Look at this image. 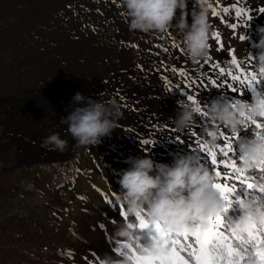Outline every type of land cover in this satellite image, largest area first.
<instances>
[{
	"label": "rangeland",
	"instance_id": "1",
	"mask_svg": "<svg viewBox=\"0 0 264 264\" xmlns=\"http://www.w3.org/2000/svg\"><path fill=\"white\" fill-rule=\"evenodd\" d=\"M206 2L209 19L218 23L219 0ZM201 3L187 0L189 23ZM116 5L114 0H0V172L10 174L0 179L13 187L11 194L0 198V264H92L93 253L102 262L116 256L117 241L127 239L116 235L118 228L138 223L137 212L129 213L117 183L128 168L123 155L110 151L103 141L76 147L69 133L61 136L68 141L65 152L50 151L41 147L42 141L28 136L12 114L29 102L40 107L38 98L54 89H65L69 95L89 89L63 74L73 67L70 59L61 61L59 52L76 35L104 31L109 14L126 12L122 0L120 7ZM179 19L178 10L172 26L153 33L164 35L166 45L182 49L183 34L175 26ZM209 31V39L220 47L212 37L218 33L216 25H210ZM41 88L45 92L38 93ZM129 132L126 143L150 150L157 147L142 144L146 137ZM147 204L137 211L150 220ZM130 230L133 237L137 230ZM138 231L150 239V228Z\"/></svg>",
	"mask_w": 264,
	"mask_h": 264
},
{
	"label": "bare ground",
	"instance_id": "2",
	"mask_svg": "<svg viewBox=\"0 0 264 264\" xmlns=\"http://www.w3.org/2000/svg\"><path fill=\"white\" fill-rule=\"evenodd\" d=\"M261 7H264V0H219L218 23L213 18L209 19V23L210 25H216L219 40L224 44V50H221L215 41L209 39L211 47L208 48L207 55L195 60L190 57L185 45L182 49L166 45L165 43L168 42L163 39L164 35L160 33L130 31L128 27L129 18L126 12L118 14V11L109 14L107 26L100 34L88 35L87 33L78 36V38L76 35V38H70L68 45L60 49L61 61L68 58L71 60L68 61L70 62L69 65L73 67L70 70H64L63 74L68 73L70 79L74 78V83L89 86V89L86 88L80 92L83 96L105 102L111 100L118 102L123 113L122 118L119 120V126L113 131L109 140L102 138V141L104 145L111 149H109L110 151L115 149V151H118L116 154L124 156L123 160L128 161V163H124L126 167L130 166V157H144L146 155L155 161L156 171L164 174L167 167L173 165L174 158L177 155L191 154L198 166L207 168L210 171L214 178L213 182H218L210 158L204 161L202 151L195 150L198 147L197 145L193 144L191 145L193 150H187L188 146L178 143L176 138L187 140L185 133H191L195 130L200 134L201 142L218 151L215 148L216 144L220 143L222 145L224 143L223 137H220L219 133L221 131H224L226 135L232 133V128L225 125L224 122L212 119L210 102L213 99H219L230 105L233 98L238 94L231 93V90L227 88V84L232 83L238 88L241 86L238 82L231 81L229 77L228 80H223V78L218 80V83L224 85L223 88L208 87V82L216 78L215 72L218 71V69L213 70L211 65L214 62H219L226 72L232 70L234 74H239V70L230 62L231 55L234 54L238 61L245 62L249 70L254 67L259 78L264 80V74H259V68L264 66L258 62L251 46L252 41L257 39V27L264 25V15L258 11ZM225 8L229 11L225 12ZM124 11H126L125 8ZM237 11H241L243 15L237 17L235 15ZM249 15L253 16L252 21L248 20ZM232 24H235L236 27H231ZM249 25L251 26L249 27ZM173 35L177 34L174 33ZM242 35L245 36V40L239 39ZM175 39L179 45L182 44L179 38L175 37ZM70 43H72L71 46ZM166 48L167 51H165ZM183 74H187V77L197 81L196 88L199 91L193 92L194 96H198L200 100L208 101L207 105L203 107V111L212 120L210 128H201L196 124V120L199 119V114L196 113L190 125L183 130L178 129L175 121L171 119V117H175L180 107L185 105L194 107L185 98L184 88L180 87V85L186 86L188 83L186 76ZM201 81L204 82V87L200 86ZM58 91V89H54L48 95L44 94L41 98H38L40 107L29 102L19 112L15 108L13 113L10 111L18 120L17 125H20L24 131L29 133L28 136L32 139L42 141L52 133H59L60 136L68 134L67 125L61 123V118L67 116L77 105L73 103L72 98L74 95H69V92L65 89L61 92ZM261 91H264V89H261ZM43 92L45 91L43 90ZM43 92L42 88L38 91V93ZM260 95V92H253L245 99L252 104H256ZM244 111H247V109H244ZM258 120H264V118L258 117ZM129 125H131V128H128ZM241 127L240 124L237 130ZM130 129L135 131L138 136L146 137L151 142L155 141L157 146L155 150L146 152L144 151L145 148L126 143L125 135L130 133ZM209 131L217 133L216 140L207 137ZM252 139H255L252 129H241L239 139L233 141L234 153L230 154L229 159L233 155L238 159V156L248 150ZM150 145L152 144L150 143ZM161 149L167 150V152H163ZM238 166L240 165L238 164ZM254 171L255 175L251 176L249 182L259 185L264 181L261 180V174L258 170H247L248 173ZM219 182H222V180ZM236 184L237 191L244 192L241 199L251 206H258L261 194L258 191L253 192L247 189L246 185H240L238 181ZM222 201L225 206V201L223 199ZM240 214L239 208L234 207L228 215L232 219H237ZM113 258H116V256Z\"/></svg>",
	"mask_w": 264,
	"mask_h": 264
},
{
	"label": "snow or ice",
	"instance_id": "3",
	"mask_svg": "<svg viewBox=\"0 0 264 264\" xmlns=\"http://www.w3.org/2000/svg\"><path fill=\"white\" fill-rule=\"evenodd\" d=\"M119 6V0H114ZM204 2V0H201ZM225 12L229 9L225 8ZM259 13L264 15V7L258 9ZM216 15L215 11L212 13ZM237 17L243 15L241 11L235 13ZM253 16L249 15L248 20L252 21ZM251 25H249L250 27ZM235 28L236 25L232 24ZM213 37L219 43L220 49L224 50V44L219 40V33L214 32ZM240 40H245V36H240ZM211 45H209V48ZM168 49L166 48L165 51ZM231 64L239 70V74H234L232 70L225 71L219 62L212 63L216 78L208 82V87L223 88L222 83H218L220 78L238 82L241 87H236L232 83L227 84V88L231 93L238 94L233 98V102L229 105L234 111H237L242 117V127L232 128V133L226 135L224 131L219 133L223 137L224 143H217L214 150L207 144L201 142L200 134L193 130L191 133H185L187 140L177 137V142L187 145V150H193L191 145L198 147L195 150L202 151L204 161L210 158V163L214 166L215 177L218 182H212V189L215 190L221 199L225 201L222 210L207 217L200 216L190 222H186L175 228L165 224L155 218L145 219L141 212L137 211L136 219L138 223H128L130 229H136L133 237H126L124 242L117 241V246L113 248L116 258L105 257L100 262L96 254L93 253L92 264H264V182L259 185L249 182L255 171L248 173V169L258 170L261 174L260 178L264 181V156L258 161H254L252 166L245 165V158L250 153L244 152L242 155H235L229 159L230 154L234 153L233 141L239 139L241 129H252L255 134L256 143L264 148V80L259 78L256 69L251 70L245 65V62L238 61L236 55H231ZM259 74H264V67L259 68ZM187 85H180L184 88L185 98L194 105V111L199 114L196 124L201 128L211 127L212 120L203 111V107L208 101L200 100L198 96H194L193 92L199 91L196 88L197 81L191 77H187ZM200 86L204 87V82H200ZM253 92H260L256 104H252L245 97ZM260 111L257 113L256 109ZM247 109V111H240ZM214 119V118H212ZM225 125H227L224 122ZM207 137L213 140L217 139V133L209 131ZM144 145L150 143L155 146V141L150 142L146 138L141 141ZM144 151H150L145 148ZM219 157V162H218ZM238 164L240 166H238ZM222 166V167H221ZM222 182H219L221 181ZM246 185L247 189L253 192L258 191V206H249L241 197L244 192L237 191V184ZM149 202L147 207H150ZM234 207L240 210V216L237 219L229 217V211ZM122 215L126 213L122 212ZM246 216L249 223L242 230L236 228L237 222L241 217ZM103 227V226H102ZM151 229L150 239L145 240L138 230Z\"/></svg>",
	"mask_w": 264,
	"mask_h": 264
},
{
	"label": "clouds",
	"instance_id": "4",
	"mask_svg": "<svg viewBox=\"0 0 264 264\" xmlns=\"http://www.w3.org/2000/svg\"><path fill=\"white\" fill-rule=\"evenodd\" d=\"M122 3L129 18V30L145 33L166 31L172 26L179 10L180 19L175 26L183 34L190 57L195 60L207 55L210 23L206 0L198 10L192 11L191 23L187 19V0H122ZM256 35L257 39L252 41L251 46L258 62L264 66V25L257 27ZM72 99L77 106L61 118V123L67 125V132L76 141V147L96 146L102 138L111 137L123 116L116 100L105 102L85 97L79 92ZM256 111L259 113L260 109ZM210 114L231 128H238L241 124V116L227 102L219 99L210 102ZM194 115V107L185 105L171 119L178 129L183 130L193 121ZM41 147L63 153L68 149V141L62 139L59 133H52L42 140ZM247 151L250 154L245 158V165L249 167L264 156V148L255 139L251 140ZM129 161L130 166L123 170L117 183L120 195L126 198L130 214H135L151 202V216L178 229L186 222L215 214L224 207L219 194L211 187L214 178L210 171L198 166L191 154L177 155L164 174L156 171L155 161L149 156L130 157ZM248 223V218L243 216L236 228L242 230ZM116 235L129 237L131 230L121 226Z\"/></svg>",
	"mask_w": 264,
	"mask_h": 264
},
{
	"label": "trees",
	"instance_id": "5",
	"mask_svg": "<svg viewBox=\"0 0 264 264\" xmlns=\"http://www.w3.org/2000/svg\"><path fill=\"white\" fill-rule=\"evenodd\" d=\"M5 174L10 175V174H8V172L6 173L5 171L0 172V175H2V176L5 175ZM9 188L13 189L12 186H10L8 184H5V179L4 178H1L0 179V198L4 199L5 198L4 196H6L7 194H11L13 192L11 189L9 190Z\"/></svg>",
	"mask_w": 264,
	"mask_h": 264
}]
</instances>
